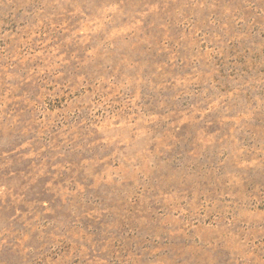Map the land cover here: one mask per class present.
<instances>
[{"label": "rangeland", "instance_id": "rangeland-1", "mask_svg": "<svg viewBox=\"0 0 264 264\" xmlns=\"http://www.w3.org/2000/svg\"><path fill=\"white\" fill-rule=\"evenodd\" d=\"M0 264H264V0H0Z\"/></svg>", "mask_w": 264, "mask_h": 264}]
</instances>
